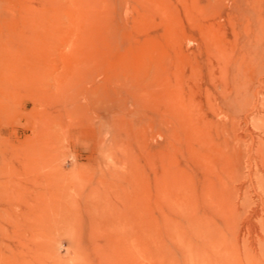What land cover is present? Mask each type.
<instances>
[{
    "label": "rangeland",
    "instance_id": "1",
    "mask_svg": "<svg viewBox=\"0 0 264 264\" xmlns=\"http://www.w3.org/2000/svg\"><path fill=\"white\" fill-rule=\"evenodd\" d=\"M64 3L62 23L22 35L15 96L0 90V264H177L165 158L177 156L190 185L201 166L187 141L173 154L165 88L178 75L222 97L233 70L264 95V0ZM247 177L234 184L249 190L236 210L241 221L257 209L264 225Z\"/></svg>",
    "mask_w": 264,
    "mask_h": 264
},
{
    "label": "bare ground",
    "instance_id": "2",
    "mask_svg": "<svg viewBox=\"0 0 264 264\" xmlns=\"http://www.w3.org/2000/svg\"><path fill=\"white\" fill-rule=\"evenodd\" d=\"M64 1L20 0L22 14L18 15L15 9L12 11L10 0H0V90L8 96H15L13 86L17 81L22 35L31 32V36L36 29H49L64 19ZM4 9L9 10L5 13ZM34 49L28 48L32 52ZM61 54L63 56V52ZM230 56V53L222 52L220 62H225ZM226 76V92L222 97L212 95L210 88L197 90L187 79L181 84L178 75L176 82L171 78L174 83L170 82L165 88L164 132L172 142L173 154L178 151L180 143L187 141L195 146L192 155L201 166V176L197 177L198 173H195L196 183L190 185L178 164H174L177 156L165 158V164L170 166L163 173L172 181L173 204L176 203L175 211L178 213L177 264H264V225L257 222L260 211L253 208L240 221L243 212L236 210L238 201L245 208L249 190L242 182H239L238 189L234 185L247 176H253L252 179L256 178L259 183L257 193L264 201V95L258 90L248 91L239 81L236 71L232 70ZM180 87L186 92L190 90L192 97L180 96ZM241 114L250 123V128L243 125ZM254 114L258 118L253 117ZM235 164L245 166L235 172Z\"/></svg>",
    "mask_w": 264,
    "mask_h": 264
}]
</instances>
